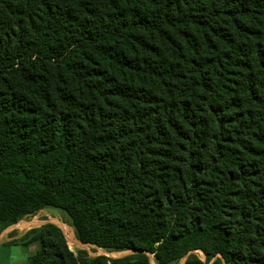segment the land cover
<instances>
[{"label": "trees", "instance_id": "16d2710c", "mask_svg": "<svg viewBox=\"0 0 264 264\" xmlns=\"http://www.w3.org/2000/svg\"><path fill=\"white\" fill-rule=\"evenodd\" d=\"M45 207L132 252L25 264H264V0H0V233Z\"/></svg>", "mask_w": 264, "mask_h": 264}, {"label": "rangeland", "instance_id": "374dc122", "mask_svg": "<svg viewBox=\"0 0 264 264\" xmlns=\"http://www.w3.org/2000/svg\"><path fill=\"white\" fill-rule=\"evenodd\" d=\"M46 222H54L63 229L70 248L75 252L79 249H86L90 255L94 256L104 252L108 253L110 257H121L132 252H105V250H100L99 248L93 250L95 246L79 241L75 229L70 223L69 215L65 211L56 207H45L37 214L20 220L0 233V264H25L28 261L29 255L39 247L38 243L33 242L25 246L19 242L12 243V241L22 237L29 229L41 226ZM197 252L204 259L203 252ZM183 263L184 260H181L178 264ZM152 264L156 263L152 260Z\"/></svg>", "mask_w": 264, "mask_h": 264}, {"label": "built area", "instance_id": "2783aa9c", "mask_svg": "<svg viewBox=\"0 0 264 264\" xmlns=\"http://www.w3.org/2000/svg\"><path fill=\"white\" fill-rule=\"evenodd\" d=\"M97 248H99L100 250H104V249H102V248H100V247H97ZM106 252V251H105ZM100 254H106L107 256H109V254L108 253H100Z\"/></svg>", "mask_w": 264, "mask_h": 264}]
</instances>
